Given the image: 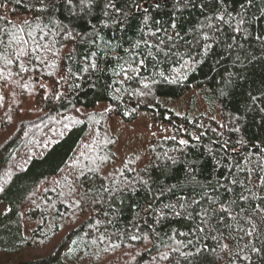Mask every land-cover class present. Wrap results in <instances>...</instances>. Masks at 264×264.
Segmentation results:
<instances>
[{
	"label": "trees",
	"instance_id": "trees-1",
	"mask_svg": "<svg viewBox=\"0 0 264 264\" xmlns=\"http://www.w3.org/2000/svg\"><path fill=\"white\" fill-rule=\"evenodd\" d=\"M106 2L0 0V264H264V0ZM142 111L174 135L117 162Z\"/></svg>",
	"mask_w": 264,
	"mask_h": 264
},
{
	"label": "rangeland",
	"instance_id": "rangeland-1",
	"mask_svg": "<svg viewBox=\"0 0 264 264\" xmlns=\"http://www.w3.org/2000/svg\"><path fill=\"white\" fill-rule=\"evenodd\" d=\"M7 11L8 6L4 7L0 5V13L6 15ZM26 18V15H17L14 17V19H16L17 21H23ZM42 83L46 86L47 90L50 88L51 84L47 81L43 80ZM189 100V95H186L184 98L174 102L173 107L175 111H177L178 113H182L183 111H189ZM197 103V107L210 112L208 106L202 101V98L197 97ZM25 107L33 110L37 109L36 98L34 96H31L27 100ZM91 110L95 113H108L110 112V106L107 102L100 101L92 109H79L78 114L85 115ZM210 114L216 115L217 112L213 110ZM107 120L108 121H106V125L104 126L108 131L107 134L109 135V140H105V142L110 144V140L112 137V150L113 154L117 157V162L122 161L123 159H125L126 157L128 158L129 156L140 154L141 157L144 154V157H142L141 161L139 162L140 165L146 162L148 158L146 152L149 148L150 142L153 139L162 137H172L174 135V129L169 123L154 118L151 112L148 111H142L138 118L130 122H126L115 115L111 116V118Z\"/></svg>",
	"mask_w": 264,
	"mask_h": 264
},
{
	"label": "snow or ice",
	"instance_id": "snow-or-ice-1",
	"mask_svg": "<svg viewBox=\"0 0 264 264\" xmlns=\"http://www.w3.org/2000/svg\"><path fill=\"white\" fill-rule=\"evenodd\" d=\"M86 2H87V4H88L89 6H91L92 3H93V0H80V4H81V5H84ZM185 2L187 3L188 0H185ZM218 2H219L220 4H222V5L224 4V0H218ZM250 2H251V0H249V3H250ZM67 3H68L69 5H71V4H72V0H67ZM200 6L203 7L202 4H201ZM56 7H57L56 0H48V3H47V4H43V7H42L41 11H43V10H45V9H55ZM241 7H243V5H241ZM109 10H112V11H114V12H116V13H120V12H121V10H120L119 8H116L115 3L113 2V0H107V2L104 4V15H105V16H108V15H109ZM145 10H146V9H145ZM146 19H147V17H146ZM217 19H218L219 21H221V22H226L225 19H224V16H223V15L218 16ZM244 23H245V21H244L243 19H241V20L239 21V24H241V25L244 24ZM172 27L175 28L176 25L173 24ZM209 27H211V25H210ZM240 31H241V28H240L239 26H237V27L235 28V32H238V33H239ZM19 32H24V29H23V28H20V29H19ZM28 35H31V33L29 32ZM204 38H205V40L208 39L207 36H205ZM258 38H259V37H258ZM16 39H17V37L14 35V36H13V40H16ZM18 43H20L21 45H27V44H28V40L24 39V38L21 36V37H19ZM39 47H40L39 44H37L36 47H35V48H32L31 50H28V49H26V48L23 47V46L19 47L18 51L16 52V58H17V60H20L22 57H26V58H28L29 60H31V55H32V53H35L36 50H37V48H39ZM207 47H209V46L206 45L205 48L207 49ZM229 47H231V45H229ZM92 55L95 56L96 53H92ZM35 58H36L37 60L40 59L39 56H36ZM6 63H8V64H12L13 61H12L11 59H6ZM141 63H143V62L141 61ZM19 66H20V68H21L22 71H27V70H28V69L25 67V65H24V63H23L22 61H21V63H20ZM91 67H92V68H96V67H97L96 63L93 62V63L91 64ZM161 75H163V73H161ZM228 83H230V81H228ZM222 94H223V93H222ZM252 99L255 100L256 98L253 97ZM261 111H264V108H262ZM236 130L238 131L239 129H236ZM181 143H187V142H186V141H181ZM233 183H236V181L233 180ZM0 190H2V189H0ZM241 199H245V197H241ZM181 207H183V205H181ZM201 231H203V229H201ZM247 234H248V235H251L252 233H251V232H248ZM132 239H137V237L133 236ZM225 247H226V246H225ZM252 251H254V252H258L259 249H256L255 247H253ZM244 259H248V257H244Z\"/></svg>",
	"mask_w": 264,
	"mask_h": 264
}]
</instances>
